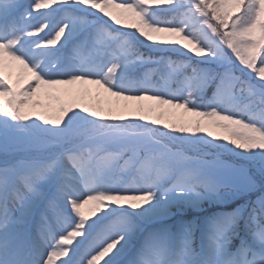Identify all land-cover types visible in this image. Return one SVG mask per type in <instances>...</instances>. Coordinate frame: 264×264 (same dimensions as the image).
Returning <instances> with one entry per match:
<instances>
[{"label":"snow or ice","instance_id":"6c2138e0","mask_svg":"<svg viewBox=\"0 0 264 264\" xmlns=\"http://www.w3.org/2000/svg\"><path fill=\"white\" fill-rule=\"evenodd\" d=\"M0 151V264H264V0H0Z\"/></svg>","mask_w":264,"mask_h":264},{"label":"rangeland","instance_id":"374dc122","mask_svg":"<svg viewBox=\"0 0 264 264\" xmlns=\"http://www.w3.org/2000/svg\"><path fill=\"white\" fill-rule=\"evenodd\" d=\"M22 3V2H21ZM29 3V0H25V2H23L22 4H24L25 6H27V4ZM55 7V6H53ZM41 12H47L50 11V9H41L39 10ZM102 15V14H101ZM59 19V16H56V20ZM107 19V18H105ZM125 22H131V20L129 18H124ZM36 21H33V23H35ZM110 23H112L111 21H109ZM115 27H119L114 25ZM40 35H43V33H40ZM162 36L164 34H161ZM59 45H57L56 47H58ZM141 50V49H140ZM149 51V55H158L157 53H153L150 50ZM66 55V53H65ZM176 58V57H174ZM153 67H155L153 65ZM158 79V78H157ZM77 89H79L81 91V94L84 96V100L83 102L88 104L89 106L92 105H106V94L103 93V90H98L97 86L95 85H76L74 86ZM144 104H149L152 103L150 101H143ZM143 102H138V103H143ZM173 111H179V110H173ZM138 115V114H135ZM154 116V114H152ZM213 131L217 134V135H226V133L222 130V129H213ZM229 147H233L231 145H229ZM205 155H203L202 158L208 160V161H218L220 162L222 165H230L232 166L233 169H241V168H247L249 169V171H255V169H253L250 165V163L248 161H245L243 159H241L240 157L227 152V151H219L217 152L214 149H208L205 148L204 149ZM189 155H192V152L188 153ZM14 155L19 156V155H23V148H21L18 151H15ZM13 153L10 152V155L8 158H12ZM5 155L2 151H0V163H3V161L5 160ZM237 178L239 179V176H237ZM223 191V189H222ZM261 193L259 191H255V192H251L248 195L244 196L242 199H238L236 200V203H243L245 200H255L257 196H259ZM232 205V202H230ZM235 206V205H234ZM88 207L86 206L85 208V212L87 213L88 211ZM194 210V209H192ZM196 211V210H194ZM102 213H97V215H101ZM91 219H95V217H91ZM106 223V222H104ZM104 223H101V225H99V227L97 228V231H99L101 228H103ZM93 235H95V233H93ZM78 239H82V238H78ZM75 243V242H74ZM101 264H103V261H101Z\"/></svg>","mask_w":264,"mask_h":264},{"label":"trees","instance_id":"16d2710c","mask_svg":"<svg viewBox=\"0 0 264 264\" xmlns=\"http://www.w3.org/2000/svg\"><path fill=\"white\" fill-rule=\"evenodd\" d=\"M20 2H25V0H20ZM141 51H147L148 52V54H149V51H148V49H145V48H141ZM153 67V66H152ZM158 78V77H157ZM231 201H229L228 203L231 205V203H230ZM207 206V205H206ZM231 206H234V204H232ZM186 211V214H187V216L188 217H191V216H194V215H196V211H194V210H192V209H186L185 210Z\"/></svg>","mask_w":264,"mask_h":264},{"label":"bare ground","instance_id":"6f19581e","mask_svg":"<svg viewBox=\"0 0 264 264\" xmlns=\"http://www.w3.org/2000/svg\"><path fill=\"white\" fill-rule=\"evenodd\" d=\"M112 100L115 102V98H112ZM119 103H120L121 105H123V104H131V103H138V102L119 101ZM143 103H144V102H143ZM130 115H132V114H130Z\"/></svg>","mask_w":264,"mask_h":264}]
</instances>
